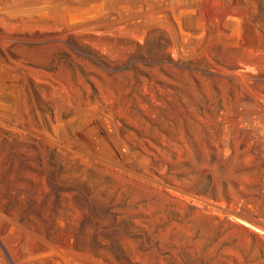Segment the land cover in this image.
Masks as SVG:
<instances>
[{
    "label": "rangeland",
    "instance_id": "1",
    "mask_svg": "<svg viewBox=\"0 0 264 264\" xmlns=\"http://www.w3.org/2000/svg\"><path fill=\"white\" fill-rule=\"evenodd\" d=\"M0 264H264V0H0Z\"/></svg>",
    "mask_w": 264,
    "mask_h": 264
}]
</instances>
